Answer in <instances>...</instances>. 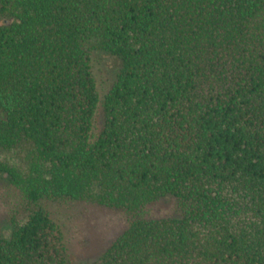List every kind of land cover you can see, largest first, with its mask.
<instances>
[{
  "label": "trees",
  "instance_id": "obj_1",
  "mask_svg": "<svg viewBox=\"0 0 264 264\" xmlns=\"http://www.w3.org/2000/svg\"><path fill=\"white\" fill-rule=\"evenodd\" d=\"M95 50L120 59L97 134ZM20 145L29 171L0 174L35 208L0 264H71L45 199L132 216L90 264H264V0H0V148Z\"/></svg>",
  "mask_w": 264,
  "mask_h": 264
},
{
  "label": "rangeland",
  "instance_id": "obj_2",
  "mask_svg": "<svg viewBox=\"0 0 264 264\" xmlns=\"http://www.w3.org/2000/svg\"><path fill=\"white\" fill-rule=\"evenodd\" d=\"M92 57L93 71L101 97L94 129L97 134L104 120L102 103L116 78L120 59L104 50H95ZM29 150V145H20L13 149L0 148V162L28 172ZM42 205L63 226L71 264H90L98 260L132 218L122 209L103 207L86 200L45 199ZM33 207L35 208V205L25 201L20 191L9 185L7 179L0 174V234L10 236L14 220L24 219ZM153 212L173 214L174 202L171 197L162 200Z\"/></svg>",
  "mask_w": 264,
  "mask_h": 264
}]
</instances>
